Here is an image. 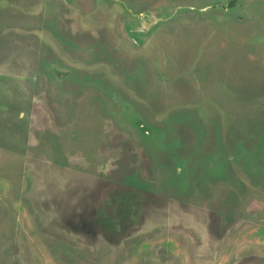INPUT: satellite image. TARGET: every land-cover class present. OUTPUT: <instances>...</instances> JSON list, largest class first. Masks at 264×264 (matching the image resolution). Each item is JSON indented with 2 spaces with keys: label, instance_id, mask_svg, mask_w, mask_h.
<instances>
[{
  "label": "rangeland",
  "instance_id": "rangeland-1",
  "mask_svg": "<svg viewBox=\"0 0 264 264\" xmlns=\"http://www.w3.org/2000/svg\"><path fill=\"white\" fill-rule=\"evenodd\" d=\"M0 264H264V0H0Z\"/></svg>",
  "mask_w": 264,
  "mask_h": 264
}]
</instances>
